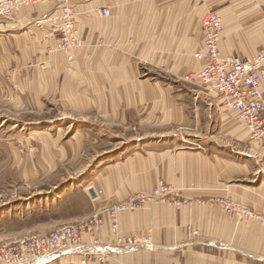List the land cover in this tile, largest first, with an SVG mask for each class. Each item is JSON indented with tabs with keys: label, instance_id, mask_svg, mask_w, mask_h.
Wrapping results in <instances>:
<instances>
[{
	"label": "crops",
	"instance_id": "1",
	"mask_svg": "<svg viewBox=\"0 0 264 264\" xmlns=\"http://www.w3.org/2000/svg\"><path fill=\"white\" fill-rule=\"evenodd\" d=\"M72 6L83 38L72 58L57 51L58 33L50 24H35L38 17L60 13L57 0H46L0 25V72L16 75L22 68L37 92L72 101L68 106L84 117L98 115L103 124L124 130L145 124L159 133L123 137L120 155L87 178V194L95 196L100 185L104 198L117 202L164 180L201 201L121 213L120 232L149 235L154 249L115 254L106 264H237V248L264 261V225L206 201L227 194L264 214V144L250 138L238 112L217 94L140 69L141 62L167 66L180 78L199 68L194 54L203 48L201 18L210 11L223 20V54L251 56L264 48V0H73ZM99 6L109 8L110 16L98 13ZM260 88L264 94V80ZM71 123L74 147L83 135L118 139L98 124ZM55 124L57 133L69 125ZM189 225L199 237L188 232ZM101 230L107 241L108 224Z\"/></svg>",
	"mask_w": 264,
	"mask_h": 264
},
{
	"label": "rangeland",
	"instance_id": "2",
	"mask_svg": "<svg viewBox=\"0 0 264 264\" xmlns=\"http://www.w3.org/2000/svg\"><path fill=\"white\" fill-rule=\"evenodd\" d=\"M101 8L107 7L99 6L97 12L104 17H109L110 14L106 16L101 13ZM59 9L60 13L55 16H59V20L65 22V13H62L61 7ZM73 10L76 25L77 13L74 7ZM49 24L57 31V38L60 41V32L57 27L53 25V22ZM78 36L83 44V38L80 34ZM57 51L70 54L72 58L73 51L59 49ZM40 68L45 71L47 65L42 63ZM140 69L143 74L145 71L152 70L151 72L158 76H171L176 81L190 83L185 80L186 75L179 78L171 73L167 66L147 67L141 62ZM193 70H195L194 67L190 71ZM22 72V68L16 71V75L8 74L7 71L0 72V244L19 236L48 232L64 225L88 221L100 215L101 224L98 230L88 231L90 234L85 235L84 240L88 242L97 238L102 243L116 245L117 238L112 234L110 219L105 210L119 201L112 202L105 199V190L100 185L97 190L98 196L87 194L85 191L89 184L87 178L92 176L94 170L96 174H99V171H102L100 170L103 167L102 164L112 162L120 155L117 149L124 148L123 137L128 141L136 135L148 137L159 133H155L154 128L145 124L140 126L132 124L126 126L127 129L124 130V126L103 124L102 118L98 115L84 117L78 112L74 113V109L68 106L72 101H63L49 93L46 96L45 93L41 95V92L36 91L38 88L34 86L35 83L32 85L28 83L27 73ZM197 88L202 89L203 86L198 85ZM74 118L77 123L83 125L90 122L98 124L102 129L111 130L118 139L107 140L104 133H98L95 136L83 135V138L80 137L82 143L78 141V146L74 147V126L71 123L74 122ZM61 122L68 123V129L63 133H57L55 123ZM226 195H218L214 198ZM214 198L210 200L207 198L206 201L210 202L212 207L219 208L213 204ZM236 202L238 203L237 200ZM260 204L264 206V202ZM255 212L260 218L236 217L246 221L256 219L264 225V214L256 210ZM104 224L109 226L107 241H104L101 235ZM118 232L123 236L151 237L144 234H122L120 226ZM246 253L245 250L237 248V264H264L262 260L249 258ZM83 260L84 256L71 255L54 259L49 264H86ZM87 264L100 263L91 261Z\"/></svg>",
	"mask_w": 264,
	"mask_h": 264
},
{
	"label": "built area",
	"instance_id": "3",
	"mask_svg": "<svg viewBox=\"0 0 264 264\" xmlns=\"http://www.w3.org/2000/svg\"><path fill=\"white\" fill-rule=\"evenodd\" d=\"M43 1L46 0H0V25L12 21L23 7ZM57 5L65 13V22L60 21L59 16L44 15L36 18L35 24L42 27L53 20L51 22L60 32L57 49L72 52L82 44L74 23L72 0H57ZM101 13L109 16L110 10L101 8ZM201 27L203 48L194 54L200 67L186 74L185 80L203 86L222 98L225 106L238 112V119L245 125L252 140L264 144V94L260 88L264 79V48L251 56L224 55L221 49L223 20L216 11L207 12L201 18ZM96 195L98 196V192ZM195 201L186 197L181 189L160 180L150 190L130 194L106 208L112 234L117 238L116 245L102 243L97 238L88 242L84 240V236L90 234L88 231L98 230L101 224L100 215H96L88 221L64 225L48 232L19 236L1 243L0 264H49L54 259L71 255L84 256L86 264L91 261L101 264L115 254L152 249L154 245L151 237L120 235L118 216L124 212L144 209L157 202L176 209L201 203L200 200ZM212 201L230 216L242 219L260 218L255 210L237 203L228 195L216 197ZM187 229L193 236L199 235L194 227L189 225Z\"/></svg>",
	"mask_w": 264,
	"mask_h": 264
},
{
	"label": "bare ground",
	"instance_id": "4",
	"mask_svg": "<svg viewBox=\"0 0 264 264\" xmlns=\"http://www.w3.org/2000/svg\"><path fill=\"white\" fill-rule=\"evenodd\" d=\"M78 35H79V34H78ZM255 53H256V52H255ZM255 53H254V54H255ZM252 55H253V54H252ZM263 80H264V79H263ZM263 80H262V81H263ZM260 85H261V84H260Z\"/></svg>",
	"mask_w": 264,
	"mask_h": 264
}]
</instances>
